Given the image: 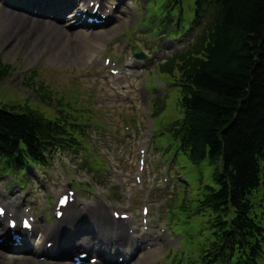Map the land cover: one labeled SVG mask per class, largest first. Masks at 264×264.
I'll list each match as a JSON object with an SVG mask.
<instances>
[{
	"label": "trees",
	"instance_id": "16d2710c",
	"mask_svg": "<svg viewBox=\"0 0 264 264\" xmlns=\"http://www.w3.org/2000/svg\"><path fill=\"white\" fill-rule=\"evenodd\" d=\"M210 1L220 9L211 28L162 72L176 73L188 87L180 105L188 133L179 145L194 164L208 160L216 167L214 186L198 199L213 226L212 246L237 256L250 249L251 259L264 239V0H195L197 14ZM8 68L0 65V81ZM18 112L0 109V157L8 163L78 144V126L62 111L55 122L29 109Z\"/></svg>",
	"mask_w": 264,
	"mask_h": 264
},
{
	"label": "rangeland",
	"instance_id": "374dc122",
	"mask_svg": "<svg viewBox=\"0 0 264 264\" xmlns=\"http://www.w3.org/2000/svg\"><path fill=\"white\" fill-rule=\"evenodd\" d=\"M0 1L2 3L0 9L3 4L8 3L6 0ZM112 1L118 3V0ZM165 1L166 0H149L142 11H145L144 18L151 17L152 15L162 16V9ZM127 15L128 14L121 15V17H126ZM137 19H139V15L129 21L126 28L129 29L134 25ZM123 30L124 26H119L115 31L109 34L102 32L99 37L94 38L100 41L111 40L117 34L123 36ZM137 32L138 30H136L135 33ZM70 34L73 35V40H77V42L75 44L73 43V48H71L69 54L52 53L53 49L48 48L47 42V47L44 44L38 46L39 48H34L33 46H31L32 48L29 46L26 47L28 44L35 45L36 43L38 45L39 43L34 39L35 42H19L17 45L10 42L9 39H0V62L10 65L13 69L12 77L4 83H0V106L19 103L25 104V98H28L30 99L29 101L34 103L35 107L44 111L48 116L54 115L56 109H47L45 106L40 105V94L35 92L33 88L27 84L30 78H32L34 84L43 85L54 99H57L56 94H61L60 96L63 98V101L70 105L71 108L74 109V106L82 107V113L80 112L81 116H76L84 118V120L93 127L89 131L91 142L100 149H95L97 153H105L106 160L109 161V164L113 167L112 169L109 168V171H105L108 163L100 160L99 157H96V154H93L92 157L97 159L91 166L99 171L95 172L89 166V157L84 154H79V158L73 153L61 152L57 154L50 168L44 171H36L33 179L28 182V197L33 199V196L37 195L36 199H38V203L35 206L41 208L39 216H43V211L51 208L48 207L50 204L46 200L52 198L50 202L55 203L58 195L68 190L71 184L75 187H87L92 192L95 191L96 193L103 190L101 187L102 185H106V188L104 187V190H106L111 184L119 185L121 189L126 187L127 194L138 191L135 186V173L137 169V146L140 137L136 132H134L133 136L127 134V127L124 125V115H135L137 117L136 125L139 131H141L142 126L146 123L144 114L142 113L144 108L133 102L131 104L118 103L116 100H120V98L115 97L109 89L112 81L108 77V73L103 71L100 64L91 65L88 61L91 54L86 55L85 53L87 50L85 40L80 37L77 39L75 38L76 30L70 31ZM131 40L135 39L131 38ZM136 42H138V39H136ZM138 43L146 53L151 54V51L146 49L147 46L145 43L141 41ZM75 48L76 51L74 52ZM118 49L114 50L116 54L119 52ZM155 58L156 59L151 61L146 60L143 62L147 71L153 67L158 56ZM134 80H136V83L140 81L138 78H134ZM124 84L126 85V82ZM142 85L143 83H141V86ZM148 85L151 89L156 88L155 80L149 81ZM138 90L144 91L143 88H136V90L131 92V95L133 97L138 96ZM92 101H95L96 104L94 105ZM166 102L167 106L164 113L156 119V131H158L161 124H169L181 117L180 111L176 106L177 93H173ZM69 112L74 113L71 110H69ZM129 125L132 126L133 130L137 129L133 124ZM145 131L147 132V130ZM157 144L161 150L167 145L166 141L161 137L157 138ZM160 156L163 164H167L171 161L169 156L163 154ZM171 168V176L176 178L177 173H179L181 177L187 178L191 190L199 188L200 185L205 186L213 184V168L205 164L195 166L187 162L183 157L178 156ZM102 171H105V173L99 174ZM6 181L8 183L11 182L8 178ZM101 182L103 184H100ZM32 186L35 190H32ZM4 191L9 196L12 193L15 195L21 193V191L17 189L13 190V192H8L5 189ZM174 191V187L167 188L166 190L163 189L165 195H170L173 198L176 194ZM46 194L48 197L45 196ZM115 201L122 205L124 202L117 198ZM127 205L126 203L124 207H127ZM158 206H160V203L155 205V207ZM140 209L141 203L135 205L133 211L137 212ZM49 215L51 216V213H49ZM166 218L172 221V215H167ZM190 222L191 219L181 220L179 224L185 227L188 226ZM167 254V249L161 244L154 250L153 255H150L147 260L141 261L140 264H150L157 259V257L161 258L163 255L166 256ZM21 258L26 260L30 259L27 254H8L0 251V264H38L34 261L21 260ZM168 261L169 260L166 259L165 264H167ZM44 263L54 264L53 262Z\"/></svg>",
	"mask_w": 264,
	"mask_h": 264
},
{
	"label": "bare ground",
	"instance_id": "6f19581e",
	"mask_svg": "<svg viewBox=\"0 0 264 264\" xmlns=\"http://www.w3.org/2000/svg\"><path fill=\"white\" fill-rule=\"evenodd\" d=\"M99 1L100 0H97V2ZM79 12H81V15H90L93 13V8H91L89 4L84 3L80 7ZM98 12L102 16H106V18L110 14V11H108V9H106L103 4L101 5ZM75 20L78 24H80L81 17L75 16ZM45 25L48 27L46 28ZM79 34L86 36L85 32H79ZM2 38L9 39L10 42L15 43L16 45L19 42H35L34 40L39 43L38 45L35 43V45L28 44L26 46H29L30 48H32L31 46H33L34 48H39L38 46H40L41 44H44L46 46V42H53L51 46L48 47L55 50V52L52 53L69 54L72 47L71 39L69 38L68 34L63 32V27L60 24H55L49 19L27 16L20 11L16 12V10L12 7H5L0 11V39ZM90 47L92 48L91 43L88 44L87 53L92 52ZM2 195L3 192L1 191L0 196ZM75 216L76 213H71L68 211V218H73ZM7 217H9V220L12 219L10 218L9 214H7ZM102 220L104 219H101V216H95L94 221L98 223L96 226L98 228V233H101L103 231V226L100 224ZM110 223L114 224L111 221ZM7 232V227L2 225V220L0 219V234H5ZM53 233H55V230H51L49 232V234ZM125 237H131V235H129L125 231H119V227H114L110 234V241L118 243V247L120 249L128 250V246L125 243L121 242V239ZM95 239L99 241L100 237H96ZM40 243L41 242H38V245ZM113 246L114 248H116L115 245Z\"/></svg>",
	"mask_w": 264,
	"mask_h": 264
},
{
	"label": "snow or ice",
	"instance_id": "6c2138e0",
	"mask_svg": "<svg viewBox=\"0 0 264 264\" xmlns=\"http://www.w3.org/2000/svg\"><path fill=\"white\" fill-rule=\"evenodd\" d=\"M0 212H2V210H0Z\"/></svg>",
	"mask_w": 264,
	"mask_h": 264
}]
</instances>
